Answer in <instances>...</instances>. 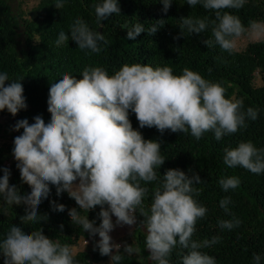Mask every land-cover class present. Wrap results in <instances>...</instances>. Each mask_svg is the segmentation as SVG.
<instances>
[{
    "label": "clouds",
    "instance_id": "clouds-1",
    "mask_svg": "<svg viewBox=\"0 0 264 264\" xmlns=\"http://www.w3.org/2000/svg\"><path fill=\"white\" fill-rule=\"evenodd\" d=\"M162 11L167 13L173 0H159ZM192 8L201 5L214 12V19L182 17L180 34H200L211 24L212 38L204 41L208 48L219 46L231 54L236 40L248 32L253 38H264V23L250 21L246 29L240 18L226 9H241L246 0H185ZM57 9L64 0H55ZM97 23L112 14H120L117 0H101L95 4ZM163 19L147 29L141 23L127 28V38L135 40L141 33L154 35L162 27ZM179 38V37H177ZM74 41L81 50L100 53L101 44L107 45L104 34L92 31L89 25L77 17L70 25V35L61 31L57 47ZM82 79L65 73L62 79L51 83L47 99L50 121L42 116L34 117V123L20 120L15 131L23 133L14 138L12 154L20 179L31 192L21 194L9 185L10 170L3 168L0 177V200L7 205H25L22 224L41 223L47 215L38 214V206L50 194L49 185L56 188L57 196L67 192L82 211L87 213L100 206L99 226L75 208L69 210L72 224L79 225L91 236L99 235L94 250L102 256H110L111 264H120L124 255L120 244L112 243L109 235L116 226L136 224V213L143 217L146 230L145 247L150 259L156 264H170L173 249L179 246L187 250L180 264H216L213 256L200 249L220 242L219 236L202 243L192 239L198 220L205 217L207 208L194 196L200 190V176H188L180 169H167L163 175L158 169L164 164L159 140H146L142 133L132 127L129 112L134 113L140 128H156L161 135L165 131L190 134L199 141L205 133L212 132L220 141L246 127V120L255 121L258 111L244 109L243 101L226 98L225 89L203 78L188 68L174 75L169 66L125 64L113 75L102 67L86 66ZM10 80L8 73H0V111L7 110L15 116L27 104L21 81ZM10 81L7 84L6 82ZM223 163L228 168L242 167L253 174L264 173V148L251 142H240L235 148H225ZM78 181V183H77ZM151 203L143 206L152 184ZM219 184L228 192L239 187L235 176L221 177ZM230 198L220 200V207L229 213ZM53 210L63 212L65 205L51 202ZM106 206V207H105ZM115 217V224L112 217ZM239 219L221 220V229L239 227ZM63 225H61V229ZM87 243V241H86ZM115 249V254H113ZM124 253L131 256L137 249L126 243ZM3 264H78L73 249L61 245L43 234V230L26 234L21 227L13 225L0 241ZM260 264L261 257H253Z\"/></svg>",
    "mask_w": 264,
    "mask_h": 264
},
{
    "label": "trees",
    "instance_id": "trees-1",
    "mask_svg": "<svg viewBox=\"0 0 264 264\" xmlns=\"http://www.w3.org/2000/svg\"><path fill=\"white\" fill-rule=\"evenodd\" d=\"M100 2L64 0L63 8L57 9L55 0H38L31 11L38 10L39 13L32 19L29 11L16 12L9 0H0V73L7 72L10 80L24 78L21 83L27 104V108L21 109L15 116L7 110L0 111V177L3 176L2 169L8 168L11 173L9 185H15L21 194L31 192L30 187L21 182L12 154L14 138L23 133V129L15 131L14 126L23 119H27L29 124L34 123L33 118L38 115L45 123L50 121L51 114L47 110L49 89L51 83L62 79L65 73L82 79L86 66H98L113 75L123 65L135 63L169 66L174 75H180L184 68H188L206 80L219 83L225 89L226 98L243 101V110L248 107L257 110L258 118L255 121L246 120V127L224 136L220 141L214 138L212 132L205 133L199 141L190 134L165 131L161 135L154 127L140 128L135 114L129 112L132 127L140 131L146 140L161 142V155L166 160L157 170L158 174L163 175L167 169H180L190 177L196 173L203 180L201 184L194 185L200 190L194 199L208 211L204 218L198 220L192 239L202 243L219 236L220 242L200 250L213 256L216 264H254L255 255H259L260 264H264V173L253 174L242 167L228 168L223 163L224 149L235 148L240 142H251L258 149L264 148V39L249 42L244 48L229 54L219 46L208 48L204 43L212 38L211 24L200 34H189L186 30L184 36L180 34L182 17H208L210 21L215 18L214 12L203 9L199 4L191 8L185 0H173L168 12L164 13L159 0H117L120 14L114 13L107 20L97 23L93 6ZM225 11L238 16L246 29L250 21L264 23V0H246L241 9ZM77 17L83 19L92 31L104 34L108 44H101L100 53L81 50L70 39L56 46L59 33L63 31L70 35V25ZM161 19L164 25L154 35L144 32L135 40L127 38L125 25L131 27L141 23L147 29ZM8 83L10 81L6 82V86ZM228 176L238 177L240 185L225 192L219 180ZM142 186L150 190L143 202L147 209L155 182ZM49 187L48 198L38 206V214L47 215V220L40 224H22L20 216L25 214L26 206H10L0 200V241L13 225L21 227L26 234L41 228L46 237L71 248L81 239L93 237L81 226L72 224L68 213L75 208L89 221H95L94 226L98 227L101 223L98 217L100 206L87 213L67 192L57 196L55 186ZM225 197L231 201L228 214L220 207V200ZM52 201L65 205V210L54 211ZM233 219L241 221L239 227L231 230L219 227V221ZM142 220L137 212L133 233L135 242L132 243L137 252L129 256L121 247L124 258L120 264H156L145 247L147 233L142 230ZM186 252L179 246L174 248L169 257L170 264H180ZM74 254L78 264H111V257L102 256L98 248L78 250ZM0 264H3L2 255Z\"/></svg>",
    "mask_w": 264,
    "mask_h": 264
},
{
    "label": "rangeland",
    "instance_id": "rangeland-1",
    "mask_svg": "<svg viewBox=\"0 0 264 264\" xmlns=\"http://www.w3.org/2000/svg\"><path fill=\"white\" fill-rule=\"evenodd\" d=\"M37 1L38 0H9V3L12 5L14 11L20 13V12L31 11V9L37 4ZM262 39L264 38H260V39L253 38L248 32H246L244 35H242L240 38L236 40L235 49L237 50L242 49L249 42L259 41ZM257 83H259V80L257 81ZM115 219L116 218L113 216L112 220L114 224H115ZM134 230H135V224L132 226H128V225L116 226L114 230L109 233V235L112 237V243L120 244L121 247H123L125 243L129 246L133 245L132 243L135 242V239L133 237ZM142 230L146 233L144 227H142ZM99 239L100 237L98 234L96 237L81 239L76 245L72 247V249L74 252H77L78 250L94 249V246L96 243H98ZM113 252H115V249H113Z\"/></svg>",
    "mask_w": 264,
    "mask_h": 264
},
{
    "label": "water",
    "instance_id": "water-1",
    "mask_svg": "<svg viewBox=\"0 0 264 264\" xmlns=\"http://www.w3.org/2000/svg\"><path fill=\"white\" fill-rule=\"evenodd\" d=\"M39 13L38 10H32V11H29V15L32 17V19L35 17V15Z\"/></svg>",
    "mask_w": 264,
    "mask_h": 264
}]
</instances>
